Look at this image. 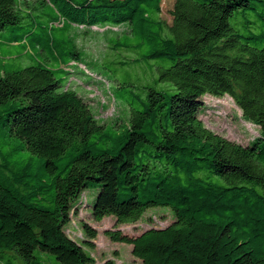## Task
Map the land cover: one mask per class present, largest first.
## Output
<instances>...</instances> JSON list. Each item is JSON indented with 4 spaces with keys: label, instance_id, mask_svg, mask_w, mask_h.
Here are the masks:
<instances>
[{
    "label": "trees",
    "instance_id": "1",
    "mask_svg": "<svg viewBox=\"0 0 264 264\" xmlns=\"http://www.w3.org/2000/svg\"><path fill=\"white\" fill-rule=\"evenodd\" d=\"M161 2L0 0V32L24 31L0 33V46L45 54L24 67L22 52L0 62V264H44L36 251L61 264H115L86 251L96 237L86 222L83 244L65 233L74 209L88 207L90 186L95 221L128 224L148 208L171 209L163 228L106 231L140 264H264V0H174L170 23ZM245 16L257 33L230 24ZM122 24L131 33L118 45L167 65L150 67L173 89L132 98L118 133L95 119L64 67L81 61L72 26ZM206 94L231 97L259 135L243 145L205 127Z\"/></svg>",
    "mask_w": 264,
    "mask_h": 264
},
{
    "label": "rangeland",
    "instance_id": "2",
    "mask_svg": "<svg viewBox=\"0 0 264 264\" xmlns=\"http://www.w3.org/2000/svg\"><path fill=\"white\" fill-rule=\"evenodd\" d=\"M29 1L35 3L41 0ZM173 2L174 0H162L161 2V18L167 23L171 22L170 10ZM249 20H253V18L250 16L240 17L238 23L231 19L230 24L235 25L240 33H257L258 25L255 23L247 25ZM23 32L22 28L12 25L0 33L7 38L10 34ZM130 33V29L125 24L90 28L72 26L70 35H72L79 51L81 61L71 64L74 66L64 67L70 72L67 84L88 101L95 119L100 124L107 126L114 124L118 133L127 127L130 114L127 103L131 102L132 98L138 96L145 98L147 87H153L156 90H165L169 87L173 89L169 82L158 80V70L155 67H150V64L163 67H167V65L161 64L159 61L146 62L139 56V51L118 45L124 37L130 36ZM21 52L23 51L17 46H0L2 60L4 57L8 59L9 56ZM28 52L19 55L16 63L22 67L28 66L34 64L38 59H43L45 55L38 54L35 49ZM55 66L57 65L55 64L54 68ZM171 92L173 90H170ZM202 102L203 107L200 110L199 118L211 131L243 145L259 135V126L246 121L233 99L228 95L218 97L206 94L202 97ZM21 159V156L16 158L19 162ZM33 159L36 160V164L39 163L37 157L34 156ZM96 192L97 187L95 186H90L84 191L88 207L85 208L81 205L74 209L71 219L65 227V233L70 239L83 244L82 241L85 237L81 223L86 222L96 231V237L92 240L93 248H86L96 263L112 259L115 264H140L139 260L131 254V245L111 241L106 235V231L117 229L129 236H136L151 227L163 228L174 220L171 209L166 206L148 208L138 221L128 224H118L112 216L95 221L90 212ZM36 255L42 258L44 264H61L48 253L36 251ZM14 263L21 264L22 261L16 259Z\"/></svg>",
    "mask_w": 264,
    "mask_h": 264
},
{
    "label": "crops",
    "instance_id": "3",
    "mask_svg": "<svg viewBox=\"0 0 264 264\" xmlns=\"http://www.w3.org/2000/svg\"><path fill=\"white\" fill-rule=\"evenodd\" d=\"M11 46L15 47V46H20V44L18 43H12ZM28 53V49L24 50L21 54H27ZM8 60H17V56L13 55V56H9L8 59H6V57L3 58V60L0 57V62H7ZM1 74V73H0Z\"/></svg>",
    "mask_w": 264,
    "mask_h": 264
}]
</instances>
